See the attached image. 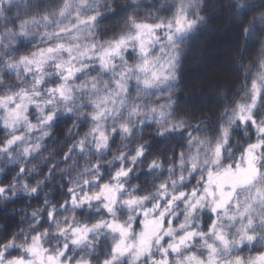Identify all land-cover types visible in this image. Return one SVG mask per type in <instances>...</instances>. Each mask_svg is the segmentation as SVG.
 Returning <instances> with one entry per match:
<instances>
[{
  "label": "clouds",
  "instance_id": "9594fccd",
  "mask_svg": "<svg viewBox=\"0 0 264 264\" xmlns=\"http://www.w3.org/2000/svg\"><path fill=\"white\" fill-rule=\"evenodd\" d=\"M0 264H264V0H0Z\"/></svg>",
  "mask_w": 264,
  "mask_h": 264
}]
</instances>
